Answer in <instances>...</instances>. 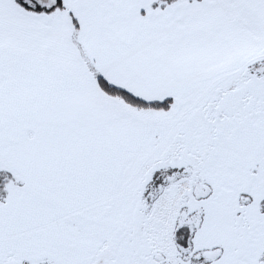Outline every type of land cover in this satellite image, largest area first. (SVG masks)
I'll list each match as a JSON object with an SVG mask.
<instances>
[{
  "label": "snow or ice",
  "instance_id": "6c2138e0",
  "mask_svg": "<svg viewBox=\"0 0 264 264\" xmlns=\"http://www.w3.org/2000/svg\"><path fill=\"white\" fill-rule=\"evenodd\" d=\"M0 264H264V0H0Z\"/></svg>",
  "mask_w": 264,
  "mask_h": 264
}]
</instances>
